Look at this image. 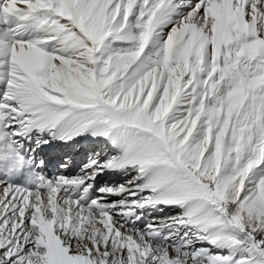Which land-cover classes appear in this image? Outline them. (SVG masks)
<instances>
[{"label": "snow or ice", "instance_id": "obj_1", "mask_svg": "<svg viewBox=\"0 0 264 264\" xmlns=\"http://www.w3.org/2000/svg\"><path fill=\"white\" fill-rule=\"evenodd\" d=\"M0 264H264V0H0Z\"/></svg>", "mask_w": 264, "mask_h": 264}]
</instances>
